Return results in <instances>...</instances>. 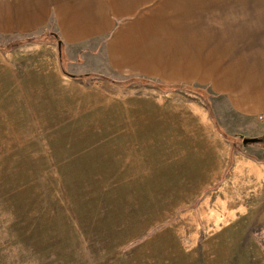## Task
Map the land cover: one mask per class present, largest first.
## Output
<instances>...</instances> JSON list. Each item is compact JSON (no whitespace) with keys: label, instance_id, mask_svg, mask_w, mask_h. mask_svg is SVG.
I'll list each match as a JSON object with an SVG mask.
<instances>
[{"label":"rangeland","instance_id":"1","mask_svg":"<svg viewBox=\"0 0 264 264\" xmlns=\"http://www.w3.org/2000/svg\"><path fill=\"white\" fill-rule=\"evenodd\" d=\"M45 39L0 37V264H264V142H242L264 113L233 107V69L76 75Z\"/></svg>","mask_w":264,"mask_h":264},{"label":"crops","instance_id":"2","mask_svg":"<svg viewBox=\"0 0 264 264\" xmlns=\"http://www.w3.org/2000/svg\"><path fill=\"white\" fill-rule=\"evenodd\" d=\"M162 1L165 2L162 10L169 12L166 22L170 20L167 22L170 26L163 28L154 12L160 10ZM192 2L0 0V37H46V44L55 45L65 57L64 67L76 75L151 80L161 77V69L182 66L191 81L193 67H231L233 107L243 116L264 113V10L208 13L204 6L193 12ZM199 2L202 0H194L195 9ZM252 2L264 3V0ZM191 20H200L202 32L193 29ZM160 29L174 36L171 42L175 46L179 43L187 48L180 54L162 55L164 39L161 42ZM210 30L221 33L213 39L217 49L208 45ZM181 31L183 38L177 34ZM193 33H196L194 39ZM192 40L199 44L194 49ZM179 60L183 64L176 62Z\"/></svg>","mask_w":264,"mask_h":264},{"label":"water","instance_id":"3","mask_svg":"<svg viewBox=\"0 0 264 264\" xmlns=\"http://www.w3.org/2000/svg\"><path fill=\"white\" fill-rule=\"evenodd\" d=\"M243 143H259L264 142V137H250V138H243Z\"/></svg>","mask_w":264,"mask_h":264},{"label":"trees","instance_id":"4","mask_svg":"<svg viewBox=\"0 0 264 264\" xmlns=\"http://www.w3.org/2000/svg\"><path fill=\"white\" fill-rule=\"evenodd\" d=\"M141 82H143V81H141ZM161 87V86H160Z\"/></svg>","mask_w":264,"mask_h":264},{"label":"built area","instance_id":"5","mask_svg":"<svg viewBox=\"0 0 264 264\" xmlns=\"http://www.w3.org/2000/svg\"><path fill=\"white\" fill-rule=\"evenodd\" d=\"M261 118H262V116H261Z\"/></svg>","mask_w":264,"mask_h":264}]
</instances>
